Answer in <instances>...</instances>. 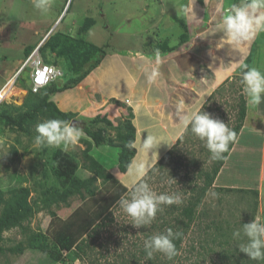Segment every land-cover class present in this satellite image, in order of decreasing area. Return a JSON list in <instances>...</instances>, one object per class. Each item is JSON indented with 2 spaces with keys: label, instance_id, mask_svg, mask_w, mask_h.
I'll list each match as a JSON object with an SVG mask.
<instances>
[{
  "label": "rangeland",
  "instance_id": "1",
  "mask_svg": "<svg viewBox=\"0 0 264 264\" xmlns=\"http://www.w3.org/2000/svg\"><path fill=\"white\" fill-rule=\"evenodd\" d=\"M179 1L51 0L49 11L41 13L34 8L33 0H0V18L7 19V23H11V27L8 30L12 41L15 43L18 40L22 43L24 39L31 38V40L34 39L33 43L39 45L42 37L39 38V35H34V32L37 28L46 31L48 26H50V30L55 28L50 38L55 34L64 35V44L57 46L56 50L51 48L47 50L46 53L50 61H47L39 50L38 54L44 63L54 66L63 72L65 71L69 76L72 71L78 74L88 68L95 61V57L99 55V49L103 46L108 53L122 52L123 54L165 49L169 46L179 45L180 38L182 40L183 36L186 35L180 24L181 21H184L189 34L198 31L199 34H203V31H209V29L216 27L221 21H219V17H223L225 14V7L221 8L222 5L220 6L218 0H203V4H200L199 0H181V3ZM232 1L234 4L241 2V0ZM214 3H217L216 8L213 6ZM232 4L231 2L230 6ZM259 11H264V9ZM220 13L223 14L221 15ZM18 16L19 21L17 20ZM259 32H264V30ZM178 35L180 36L176 38ZM15 37L17 39L13 40ZM176 39L178 40L176 41ZM243 43L244 41L236 44L224 41L221 46H217L219 49H215L212 52L213 61L218 64L217 59L222 58L224 63L226 62L231 67L233 62L231 48ZM9 53L11 56H8L7 61L13 63L15 61L13 58L16 57L17 51ZM74 55L77 56L74 57ZM24 67L23 64L22 69ZM27 67L26 71L20 74L15 84L16 86L14 85L15 89L11 91L10 86H5L0 94V187L5 191L18 186L28 187L30 190L29 204L41 207L38 210L39 212L28 221L29 227L33 231H41L47 235L46 237L52 238L49 236L53 235L55 229L61 228L76 213L85 217L87 212V215L90 216L98 209V206L92 202L93 200L87 199L83 201L80 196L72 198L68 206L65 204H54L50 209H44L41 203L46 194L50 192L49 190L62 192L65 187L64 179L58 178L52 173V169L55 166L53 165L55 155L61 152L82 165L83 158L81 153L85 149V144L82 141L88 139V136L82 131L78 142L74 145H69L66 149L49 145H36L34 143L35 126L40 121L34 123L32 118L28 116L26 119L33 121V124H29V121L21 123L28 112L26 106L33 100L29 76L31 69L29 65ZM240 77L234 76L235 86L233 88L226 86L225 90L220 93L221 95H215L211 98L207 104L210 108L204 112L220 119L225 124L232 121L233 115L237 113L238 96L242 93V89L240 90L238 87L235 89L240 83L238 81L241 80ZM111 103L119 106V114L112 121L117 125L122 119V115L124 113L128 114V111L125 104L115 100H112ZM95 117L75 116L74 119L80 121L78 126H94L92 121ZM246 118L247 113L244 124ZM98 126L105 125L100 124ZM194 143V148L190 147L191 144H189L186 148L179 146L175 149L168 161L163 160L164 166L157 168L153 175L144 179V182H147L158 194H179L182 201L187 202L192 195L190 191L191 183L198 180L201 184L204 178L193 179V171L197 169L194 172L196 174L202 170L206 171L214 163L210 159L208 150L206 153L202 152V141L197 139ZM104 147L95 146L92 155L95 157L94 152L96 151L97 157L95 158L106 169L112 171L122 184L127 186V183L131 182L127 186L129 188L128 193H130L134 183H138L144 175H138L139 177L129 175L126 179L122 177L116 170L119 149L108 146L109 154H104V152L100 151V148ZM145 155L146 151L142 149L139 158L134 162V166L143 165L145 170L151 159L145 158ZM162 158L163 156L160 160ZM234 164V162L226 159L222 169L228 166V171L226 172L230 173L236 170L234 168L229 169L230 167H235ZM257 168L259 167L254 168L253 171H247V176H254L260 173L259 179H262L264 170L260 169L254 172ZM148 170L150 168L145 170V172ZM245 175L242 172H236L224 178L220 173L217 174L213 188L205 195L199 207V211H205L206 215L203 218L196 219L192 224L186 235L183 250L179 253L180 260L174 261L173 264H198V261L200 264H219L218 262L221 257H224L223 255L233 257L229 260L230 264L234 262L237 264H251L246 254L241 253L237 247L238 243L246 242V238L242 237L241 240H234L232 234L234 231L241 229V225L252 222L255 217L262 222V216L259 213L262 214L261 210L263 211L264 209L262 204L264 203L261 204L260 202V192L258 193L259 202L255 206L253 199L255 200L256 195L244 194L243 198L242 193L239 192L222 193L215 190L219 187L243 189L245 186H242L238 180L236 182V177L240 179L241 176ZM98 187L101 190L104 188L102 180H98ZM248 187L250 186L248 185ZM98 193H100V190H98ZM212 193L217 195L213 196ZM49 210L55 212L57 217L52 216ZM112 211V217H114L115 222L108 224L107 230L99 234L96 239V245L93 246L96 252L94 257L98 259L97 264H114L120 254L126 257L129 256L130 252H138L140 254V248H143L148 228L152 223L138 229L132 225V218L125 214L118 204L113 207ZM158 233L160 232H153V235ZM4 237V246L6 248L13 247L25 239L19 229L6 232ZM46 237L43 238L47 239ZM214 239L218 240L215 244ZM118 241L121 243L119 244ZM206 249L207 251H205ZM41 256L43 255L38 252H27L24 255H14L6 252L0 256V264H43ZM159 259L163 262L168 258L159 253ZM63 261L66 264H89V261L82 262L77 261V259H65ZM59 264L64 263L60 262ZM253 264H258V262L254 261Z\"/></svg>",
  "mask_w": 264,
  "mask_h": 264
},
{
  "label": "crops",
  "instance_id": "2",
  "mask_svg": "<svg viewBox=\"0 0 264 264\" xmlns=\"http://www.w3.org/2000/svg\"><path fill=\"white\" fill-rule=\"evenodd\" d=\"M231 2L234 4L232 0H218L220 6L222 5L221 8L225 7L224 9L230 7ZM213 6L216 8L217 3ZM18 18L19 16L17 20ZM221 19L222 16L219 17V21ZM7 21V19L0 18V91L5 86H10L13 91L20 73L28 68L22 69L25 60L28 59L26 48L31 46L34 47V51L39 49L52 34L50 26L46 31L37 28L33 32L34 35H39V38L42 37L39 45L33 43L34 39L31 40V38L24 39L22 43L19 40L15 43L8 30L11 23ZM190 34L193 35L192 40L178 47L177 50L170 52H165L163 49L158 50L161 56L159 64L156 63L157 50L138 51L134 54L108 53L101 65L78 86L57 92L51 96L50 100L62 112L75 113L78 117L87 118L98 115L106 116L111 121L119 114V106L111 103L112 100L125 104L126 109L131 108L134 113L133 123L137 130L134 146L138 150L131 166H134V162L139 158L146 136L155 134L156 147L150 151L144 149L145 158H151L145 170L151 169L162 156L172 149L186 131L182 124L183 116L201 110L210 98L214 97V94L218 95L216 92L224 83L234 82V76L240 77L237 62L246 63L264 72V32H257L243 44H237L231 48L233 60L231 67L226 62L224 63L222 58H218V64H216V61H213L214 57L211 56L215 49H219L217 46L224 43V41L221 42L223 33L220 23L209 31H203V34H199V31ZM15 39L17 37L13 40ZM12 51H17L13 63L7 61L8 56H11L9 52ZM153 68L158 69L159 74L155 79L149 80L148 77ZM238 84L241 85V83ZM126 115L124 113L122 119ZM103 146L105 147L100 148V151L109 154L108 145ZM95 152L94 155L97 157ZM227 160L235 163V167L229 169L236 170L227 173L228 166H225L224 169L221 168L220 175L227 178V175L231 176L236 172L246 174L240 179L236 177V182L240 181L241 185L245 186L243 188L259 191L260 202L264 203V175L262 179H259L260 173L247 176V171H253L256 167L259 168L254 172L264 170V102L252 105L247 101L246 122ZM121 176L126 179L129 171ZM130 184L131 182L127 183V186ZM261 212L262 214H259L264 222V209Z\"/></svg>",
  "mask_w": 264,
  "mask_h": 264
},
{
  "label": "trees",
  "instance_id": "3",
  "mask_svg": "<svg viewBox=\"0 0 264 264\" xmlns=\"http://www.w3.org/2000/svg\"><path fill=\"white\" fill-rule=\"evenodd\" d=\"M200 4H203V0H199ZM183 31L186 33L182 40L180 38V44L172 47H166L163 49L165 52H170L177 50L178 47L183 46L192 40L193 35L188 33V28L184 21L180 22ZM188 34V35H187ZM52 35V34H51ZM50 35V36H51ZM64 35H53L48 41L46 40L41 47H39V52L47 60L48 49H55L57 46L64 44ZM168 45V42H167ZM85 48V47H84ZM105 47L99 49V55L95 57V61L89 65L84 71L73 72L68 74L64 71V76L59 78L44 87L40 92L34 93L30 89L33 100H31L28 105V112L25 114L21 123L33 124L40 121L43 122L47 119H62L72 122L77 116L75 113L62 112L58 106L50 100L53 94L67 90L69 88L76 87L82 80L88 77L95 69H97L104 58L107 56L108 52ZM34 47L26 48L27 57L32 53ZM77 55H74V57ZM79 57H81L79 55ZM47 64V63H46ZM22 73V72H21ZM20 73V74H21ZM62 81H64L62 83ZM61 82V83H60ZM229 86L233 88L235 82L227 81L222 87H220L216 94H220L225 90V87ZM242 89L239 84L235 89ZM32 88V87H31ZM221 95V94H220ZM215 96V94L213 95ZM213 98V97H211ZM210 98V99H211ZM210 101V100H209ZM208 101V102H209ZM208 102L201 109L202 111L208 110L210 107L207 106ZM1 104V103H0ZM237 113L233 115V120L227 122L228 127L236 132V139L229 145V151L224 153V159L214 161L213 165L209 169L202 170L198 174L193 171V179L203 178V182L200 184L198 180L191 183L192 192L191 197L187 202H183L176 205H163L162 211H159L152 221L150 227L148 228V234L146 237L153 235V232H164L167 228H172L176 232H180L181 236L179 239L174 241L176 248L178 250V255L172 260H164L163 262L159 259V253L154 254L152 259H146V253L143 248L141 251L129 253V256H124L123 254L118 255V259L114 264H173L174 261L180 260L179 253L183 250V245L186 239V235L191 229L192 224L198 218H203L206 215L205 211H199V207L205 195L214 186L217 174L220 173L226 159L228 158L230 151L235 145L240 132L244 126V121L247 113V100L244 94L238 96V102L236 104ZM127 115L123 119H120L117 125H115L106 116H97L93 119L94 126H77L81 129L89 139H85L82 142L85 144V149L82 151L81 156L83 158V163L80 165L72 157H68L63 153L59 152L55 155V160L52 169L54 176L64 179V190L62 192L51 191L46 194L45 198L42 199V208L50 209L54 204L60 205L65 204L68 206L70 200L75 196H80L83 201L87 199L93 200L92 202L98 206L97 211L88 216V212L85 217L83 215H73L67 223L62 225L61 228L55 229L52 238L46 237L41 231H33L29 227L28 221L40 210V206H32L28 202L30 195V190L28 187L18 186L9 191H5L0 187V256L4 255L6 252H10L14 255H24L27 252H38L41 253V260L43 264H59L65 259H77V261H89V264H97L98 259L94 257L96 245V239L99 234L107 230V226L110 223H114L115 219L113 216V207L118 204V201L122 196H126L129 192V188L122 184L112 171L106 169L92 154L91 151L94 146L99 147L103 145L112 146L119 149L118 166L117 171L120 174H125L132 164L134 157L136 156L138 150L134 146L136 141V127L133 123L134 113L131 108L127 109ZM30 116L33 121L27 120L26 118ZM104 124L105 126H98ZM114 134V135H113ZM198 138L191 133L190 129L186 130L183 135L178 139L176 144L170 149L163 158L153 166L139 181H144L145 178L153 175L155 170L159 167L164 166V161H168L170 156L173 155L175 149L179 146L190 147L195 146L196 140ZM203 143V142H202ZM202 152L207 151L204 143L201 146ZM209 153V152H208ZM210 154V153H209ZM164 160V161H163ZM188 169V167H187ZM98 180H102L104 188L101 190L97 188ZM100 190V193H98ZM222 193H242L246 195H256L255 200L253 199V204L256 206L258 204V193L259 191L254 189H230L219 187L215 189ZM50 214L57 217L56 213L49 210ZM80 216V217H78ZM79 218V220H78ZM103 223H100V222ZM107 221V222H106ZM14 229H19L21 233L25 236V239L20 241L17 245L6 248L4 246L5 237L4 234ZM227 232V231H225ZM46 237L47 239L43 238ZM214 244L218 240L214 239ZM119 244L121 243L118 241ZM226 244H228L226 242ZM207 251V249L205 250ZM204 251V252H205ZM228 251V250H227ZM224 251V252H227ZM202 255V253H200ZM220 258L219 264H230L229 260L233 257L225 256ZM253 264L254 261L250 260ZM112 264V263H111ZM198 264L200 262L198 261ZM233 264H237L234 262ZM258 264H264V261L258 262Z\"/></svg>",
  "mask_w": 264,
  "mask_h": 264
},
{
  "label": "clouds",
  "instance_id": "4",
  "mask_svg": "<svg viewBox=\"0 0 264 264\" xmlns=\"http://www.w3.org/2000/svg\"><path fill=\"white\" fill-rule=\"evenodd\" d=\"M33 6L41 13H47L51 8V0H33ZM260 9H264V0H241L239 4H232L225 9V14L220 21L223 33L221 42L230 41L236 44L249 40L257 32L264 30V11H259ZM155 55L156 63L159 64L161 56L158 50ZM237 63L240 68L242 93L246 96L248 103L261 104L264 102V72L246 63ZM158 74V69L153 68L148 77L149 80L155 79ZM2 91L3 89L0 94ZM182 124L185 130L190 129L191 133L204 143L213 161L224 159V153L229 151V145L236 139V132L229 128L228 124L202 110L185 114ZM35 132L34 143L36 145L65 149L69 145L76 144L82 135V130L73 122L55 118L38 123L35 126ZM142 147L149 151L154 149L156 147L155 134H148ZM128 171L131 176L144 174L143 165L130 166ZM212 195L217 194L212 193ZM180 203L182 199L179 194H158L144 181L134 183L130 193L122 196L118 201L120 209L132 218V225L138 229L149 225L157 213L162 211L161 206ZM232 235L234 240L246 238V242L238 243L237 247L241 253L246 254L249 260L264 261V222L255 217L252 222L241 225V229L234 231ZM180 236L181 233L172 228L148 236L143 242L146 259L150 260L155 253H161L172 260L178 255L174 241Z\"/></svg>",
  "mask_w": 264,
  "mask_h": 264
},
{
  "label": "built area",
  "instance_id": "5",
  "mask_svg": "<svg viewBox=\"0 0 264 264\" xmlns=\"http://www.w3.org/2000/svg\"><path fill=\"white\" fill-rule=\"evenodd\" d=\"M35 50L25 61L24 66L31 67L32 91L40 92L50 83L64 76V72L54 66L46 64Z\"/></svg>",
  "mask_w": 264,
  "mask_h": 264
},
{
  "label": "water",
  "instance_id": "6",
  "mask_svg": "<svg viewBox=\"0 0 264 264\" xmlns=\"http://www.w3.org/2000/svg\"><path fill=\"white\" fill-rule=\"evenodd\" d=\"M70 1H71V0H70ZM54 29H55V28H52V30H51L50 33H52V32L54 31ZM72 122L74 123V125H75L76 127H77V126L79 125V123H80V121L77 120V119H74Z\"/></svg>",
  "mask_w": 264,
  "mask_h": 264
}]
</instances>
